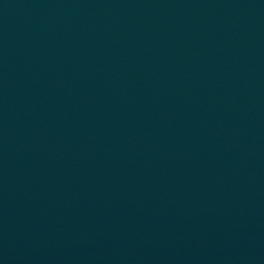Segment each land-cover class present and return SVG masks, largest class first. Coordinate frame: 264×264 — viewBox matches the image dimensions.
Returning a JSON list of instances; mask_svg holds the SVG:
<instances>
[{"label": "water", "instance_id": "water-1", "mask_svg": "<svg viewBox=\"0 0 264 264\" xmlns=\"http://www.w3.org/2000/svg\"><path fill=\"white\" fill-rule=\"evenodd\" d=\"M0 264H264V0H0Z\"/></svg>", "mask_w": 264, "mask_h": 264}]
</instances>
